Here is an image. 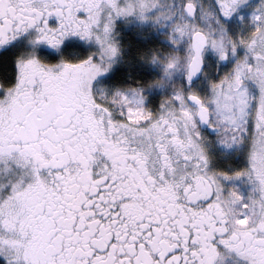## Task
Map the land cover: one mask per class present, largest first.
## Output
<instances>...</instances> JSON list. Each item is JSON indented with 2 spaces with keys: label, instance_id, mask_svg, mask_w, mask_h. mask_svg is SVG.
<instances>
[{
  "label": "snow or ice",
  "instance_id": "6c2138e0",
  "mask_svg": "<svg viewBox=\"0 0 264 264\" xmlns=\"http://www.w3.org/2000/svg\"><path fill=\"white\" fill-rule=\"evenodd\" d=\"M0 264H264V0H0Z\"/></svg>",
  "mask_w": 264,
  "mask_h": 264
}]
</instances>
